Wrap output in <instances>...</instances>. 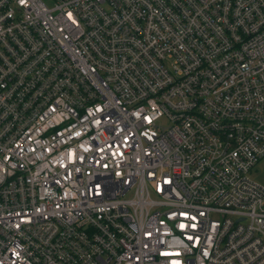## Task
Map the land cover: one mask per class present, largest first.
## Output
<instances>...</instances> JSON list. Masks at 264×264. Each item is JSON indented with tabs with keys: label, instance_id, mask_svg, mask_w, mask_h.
Listing matches in <instances>:
<instances>
[{
	"label": "built area",
	"instance_id": "built-area-1",
	"mask_svg": "<svg viewBox=\"0 0 264 264\" xmlns=\"http://www.w3.org/2000/svg\"><path fill=\"white\" fill-rule=\"evenodd\" d=\"M264 0H0V264H264Z\"/></svg>",
	"mask_w": 264,
	"mask_h": 264
},
{
	"label": "rangeland",
	"instance_id": "rangeland-1",
	"mask_svg": "<svg viewBox=\"0 0 264 264\" xmlns=\"http://www.w3.org/2000/svg\"><path fill=\"white\" fill-rule=\"evenodd\" d=\"M48 3L50 0H46ZM251 176L264 186V158L261 159L251 170Z\"/></svg>",
	"mask_w": 264,
	"mask_h": 264
}]
</instances>
